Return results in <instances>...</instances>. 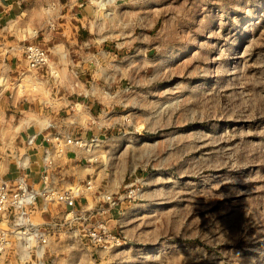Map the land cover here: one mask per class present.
<instances>
[{
    "label": "rangeland",
    "instance_id": "374dc122",
    "mask_svg": "<svg viewBox=\"0 0 264 264\" xmlns=\"http://www.w3.org/2000/svg\"><path fill=\"white\" fill-rule=\"evenodd\" d=\"M82 1V131L70 106L56 119L88 146L55 170L82 184V243L58 239L54 263L264 264V0ZM23 63L38 110L0 112V180L27 154L15 128L53 119L49 74Z\"/></svg>",
    "mask_w": 264,
    "mask_h": 264
},
{
    "label": "built area",
    "instance_id": "2783aa9c",
    "mask_svg": "<svg viewBox=\"0 0 264 264\" xmlns=\"http://www.w3.org/2000/svg\"><path fill=\"white\" fill-rule=\"evenodd\" d=\"M24 58L31 71L51 63L50 52L38 44L25 45ZM37 140V134L31 136L28 147L38 151ZM45 140L37 183L30 177L28 155L17 163L16 177L0 180V264H48L50 260L55 264L53 245L58 239L82 243V184L60 180L55 170L60 160L72 154L73 159H82L88 142L60 132ZM45 215H51V220H43ZM88 236L99 245L119 243L115 237Z\"/></svg>",
    "mask_w": 264,
    "mask_h": 264
},
{
    "label": "crops",
    "instance_id": "0c3cea01",
    "mask_svg": "<svg viewBox=\"0 0 264 264\" xmlns=\"http://www.w3.org/2000/svg\"><path fill=\"white\" fill-rule=\"evenodd\" d=\"M87 6L89 5L82 0H0L2 38H13V42L18 44L6 48L4 52L5 56L0 70V112L7 114L10 111L15 113L27 111L26 113L29 115L36 116L38 109L33 106H36L40 97L32 95L26 88L21 90L22 84L19 82L26 79V77L23 78L26 68L23 63L24 46L38 44L48 50L51 56V63L44 67L45 69H38V71L46 70L49 74L48 78L51 80L53 103L47 108L49 109L47 112L53 119H50V122L45 125L42 120L37 121V119L33 120L28 117L15 128L16 131L20 128L24 129V142H28L31 136L38 135L37 144L40 145V148L38 151H34L27 145L28 153L26 154L32 172L31 180L36 183L39 180L40 164L43 157L42 146H47L45 138L49 134L61 130L56 116L63 115L65 111H68L66 107L70 106L69 112L74 113L73 121H75L72 127L82 131V96L74 97L75 100L71 97L75 91L72 84L75 82H73L74 77L72 78L70 71H73L74 74H81L82 71V32L86 31L82 20L89 17ZM89 31L88 33H90ZM7 42L3 41L5 44ZM52 67L60 69L65 76L70 73L69 78L65 80L64 77L59 81L53 75L56 71ZM33 78L28 77L30 82L33 81ZM57 81L61 85L60 87L69 92V94H62L63 100L68 104L62 107L55 103L59 102V99L54 97L56 94L53 85ZM72 158L70 162L75 160ZM74 163L76 162L74 161ZM72 164L70 167L73 166ZM16 174L9 175L8 178L12 179L14 176L16 177Z\"/></svg>",
    "mask_w": 264,
    "mask_h": 264
},
{
    "label": "bare ground",
    "instance_id": "6f19581e",
    "mask_svg": "<svg viewBox=\"0 0 264 264\" xmlns=\"http://www.w3.org/2000/svg\"><path fill=\"white\" fill-rule=\"evenodd\" d=\"M96 1V0H95ZM99 2H97V3H99L100 5H102V4H104V2L102 1V0H98ZM92 147V146H91ZM88 150V149H87Z\"/></svg>",
    "mask_w": 264,
    "mask_h": 264
}]
</instances>
